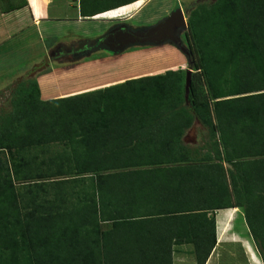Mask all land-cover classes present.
Returning <instances> with one entry per match:
<instances>
[{
    "label": "trees",
    "instance_id": "16d2710c",
    "mask_svg": "<svg viewBox=\"0 0 264 264\" xmlns=\"http://www.w3.org/2000/svg\"><path fill=\"white\" fill-rule=\"evenodd\" d=\"M141 2L79 0V11L115 17ZM188 31L190 68L210 90L199 104L191 81L188 109L185 71L171 69L47 100L33 79L18 94L0 117V264H172L181 243L206 264L214 213L234 207L264 263V0L200 3ZM187 110L210 128L214 157L171 148Z\"/></svg>",
    "mask_w": 264,
    "mask_h": 264
},
{
    "label": "rangeland",
    "instance_id": "374dc122",
    "mask_svg": "<svg viewBox=\"0 0 264 264\" xmlns=\"http://www.w3.org/2000/svg\"><path fill=\"white\" fill-rule=\"evenodd\" d=\"M201 1L202 3H211L216 0H200L199 3ZM178 2L184 3L183 6L190 10L198 4V0H142L140 5L135 7V9L140 6L143 7L138 10L137 14L133 15L130 27L137 28L141 25H145L152 28L159 23H157L159 17L161 18L163 15L172 11L173 6ZM135 9L120 16L128 13H135ZM57 12L59 11L54 9L52 14H56ZM64 12L65 13L61 15L62 18L55 20L51 19L50 22L40 25L43 44H40L41 41L38 43L36 40L32 42V47L29 50V54L31 55H29L28 62L18 65L17 68H13L8 75L0 77V117L11 113L14 100L24 88L28 87L27 85H29V82L33 79H36L38 82L41 96V91H44L45 88H47L48 91L56 90L63 94L71 91L82 92L115 81L145 75L163 74L170 69L178 72L185 71L183 73L185 74L186 83L187 71L192 70L190 78L191 81H194L197 89L196 95L194 96L196 97L195 100L199 104L201 101H209L210 90L206 75H204V73L200 75L199 70L190 68L191 63L190 59H188V55L169 41V43H166V41L161 40L160 42H154L156 45L150 46L148 44L136 45V47H131V49L124 51L125 53L118 52L117 54L115 53V49L111 50L98 45V49L92 50L87 56L78 60L76 63L69 62L66 64L64 61H56L52 55H49V50L51 48L57 47V45L61 46V43L70 46L73 43L77 44L87 39L98 41L97 38L100 37L99 35H102L104 30H107V20L112 18L95 17L90 20L87 19L76 22L69 18L71 14L74 15V8H68L64 10ZM163 18L164 17H162V20L165 19ZM155 22L156 24L151 26ZM149 29H147V32ZM31 30L32 28L27 30L28 35L31 33ZM35 32L36 29L34 30V33ZM145 34L141 37H146ZM191 37L189 31H187V42L184 45L185 47L191 48ZM147 42L149 43L151 41ZM10 45H12V43H10ZM43 45L45 52H43V49L40 50V47ZM12 51H14V54L17 53L16 49ZM55 51L53 54H55ZM12 56L13 59L16 58L15 55ZM14 70L17 71L15 72ZM12 71H14V73ZM194 72L196 73L194 74ZM190 87L187 93L184 90L187 94V96L186 94L184 96V104L187 109L190 106V97L193 98L191 96ZM187 112H190L186 120L188 122H174L173 125L169 126L173 129L169 130L168 133L170 132L176 139L172 142L173 144L171 143V148L176 149L178 145L182 144L187 151L193 152L196 157L202 155L214 157L215 154L213 152V140L211 138L212 133L210 128L202 121V118L197 115L195 110H187ZM1 122L2 120L0 119V124ZM178 136H181L182 141H179ZM33 152L38 153V157L42 158L45 156L43 153L44 151H41V149L33 150ZM6 156L8 163L11 165L12 160L8 157L7 153ZM214 214L215 219L216 215H219L220 224H225L227 226L221 228L220 237L219 235L218 237L216 236V247H214V249L216 248L215 259L218 260L220 264H240V262L244 260L243 256L246 255L243 249L244 247L253 264H264L260 245L252 236L245 220L244 208H226L218 210L217 213L215 211ZM223 215L225 216L224 218ZM230 215L229 224H227V219ZM103 227L105 229L109 228V223L108 225L107 223L104 224ZM234 232L236 237L244 240V243L242 240L240 241L239 239L235 240L232 238ZM243 232L250 235L254 247L250 244L249 239ZM226 240L237 242H229ZM218 242H220L219 245ZM43 257L46 256L43 255Z\"/></svg>",
    "mask_w": 264,
    "mask_h": 264
},
{
    "label": "crops",
    "instance_id": "0c3cea01",
    "mask_svg": "<svg viewBox=\"0 0 264 264\" xmlns=\"http://www.w3.org/2000/svg\"><path fill=\"white\" fill-rule=\"evenodd\" d=\"M35 3L38 6V8H40L39 12L36 10ZM71 7L75 9V13L74 15L71 14L69 18L75 20L76 22H81L87 19L90 20L91 18H95V16H92V17L81 16L80 11H79V0H35V2L33 0H26V4L19 8L10 10L8 12L0 11V77L4 75L5 76L8 75V73H11L10 71L13 68L16 69L18 65L26 64L29 60V57H30L29 55H31L29 54V50L32 47V42L36 40L38 43L39 41H41L40 44H43V41H42L43 39L41 38V33H40V25L50 22L51 19L55 20V19L62 18L61 15H63L66 12V11L64 12V10L71 8ZM141 7L143 6L136 8L134 10L135 13H128L123 16L112 17V18L113 19H117L120 17L133 18V15L137 14L138 10ZM54 9H57L59 12H57L56 14H52V11ZM65 17H68V16H65ZM112 18H109V20ZM30 28H32V30H31V33L28 35L27 30H29ZM35 29H36V32L34 33ZM10 43H12V45H10ZM14 49H16L17 51V53L15 54L13 53L14 51H12ZM42 49L44 50L43 52H45L44 45L40 47V50ZM12 55H15L16 57L14 58L15 60L13 59ZM14 71L12 72L14 73ZM38 80H39V77H38ZM124 81L125 80L115 81V82L107 83V84L101 85L100 87H95V88H104L106 86L123 83ZM75 93H78V91L76 92L71 91L66 94L70 95V94H75ZM66 94L60 93L56 90L48 91L47 88H45L44 91H41V98L44 100H47V99L62 97V96H65ZM178 164H182V163H173L169 165H178ZM157 166L158 165H147L144 167H157ZM161 166L164 167V166H167V164H163ZM147 208H151V206H148ZM144 210H146V208ZM218 210H222V209H218ZM218 210H216V213L218 212ZM217 215H216V236L218 237L219 235L220 237L221 228H225L227 226L225 224H220V218H219V215L218 216ZM224 217L225 216L223 215V218ZM230 217L231 215L227 219V224H229ZM243 231H244V228H243ZM233 234H234L232 235L233 239L235 240L239 239L240 241L242 240L241 238L235 236V232ZM243 234L249 239L250 244H252L253 246V243L250 239V235L249 234L247 235L245 232H243ZM150 241H153L152 238ZM226 241L237 242V241H230V240H226ZM226 241H223V242H226ZM242 241L244 243V240ZM219 243L220 242H218V245ZM243 249L246 255L243 256L244 260L241 261L240 264H253L250 256L248 255L244 247ZM213 252L214 254H213V257L211 258V255ZM213 252L210 254L206 264H220L218 260L215 259L216 258L215 257L216 248L213 250ZM172 264H198L195 253H194V245L192 243L173 244L172 245Z\"/></svg>",
    "mask_w": 264,
    "mask_h": 264
},
{
    "label": "flooded vegetation",
    "instance_id": "af4514ba",
    "mask_svg": "<svg viewBox=\"0 0 264 264\" xmlns=\"http://www.w3.org/2000/svg\"><path fill=\"white\" fill-rule=\"evenodd\" d=\"M199 1L200 0H198V4L202 3V1L200 3ZM183 4L184 3L182 2H178L176 5L173 6L172 11L162 16L166 18L171 14H175L176 10L181 9L185 18L184 23H182L181 20L179 19L178 14L175 15V20L172 23V25H170V29L168 30V32H166V36L164 37L163 41H166V43L172 42L175 46H178L183 52H185L188 55V59H190L191 48L184 46L187 42L188 15L190 13V9H187V7L183 6ZM162 17L161 18L159 17L158 19L159 21H157V23L162 21ZM131 21H132L131 17H120L117 19L107 20L108 22L107 30L106 31L104 30L103 34L99 35L100 37L97 38L98 41L96 40L91 41L87 39L86 41H80L77 44L73 43L70 46L61 43L60 44L61 46L57 45V47L51 48L49 50V55L50 56L52 55V57L56 61H64V63L67 64L69 62L70 63L78 62V60L87 56L88 53L91 52L92 50L98 49L97 48L98 45H101L111 50L115 49L116 54L118 52L127 51L128 49H131V47L132 48L136 47V45H144V44H148L149 46L156 45L154 44V42L152 43V41L148 43L145 40H141L145 38L141 36L147 32V29H149L150 26L141 25L137 28L130 27ZM155 24L156 22L153 23L151 26ZM54 51L55 54H53ZM191 62L192 61L190 60V63Z\"/></svg>",
    "mask_w": 264,
    "mask_h": 264
},
{
    "label": "water",
    "instance_id": "95a60500",
    "mask_svg": "<svg viewBox=\"0 0 264 264\" xmlns=\"http://www.w3.org/2000/svg\"><path fill=\"white\" fill-rule=\"evenodd\" d=\"M177 14H178L181 22L184 23V19H185L184 14L181 11V9H178V10H176L175 14H171L170 16L165 18L164 20L160 21L157 25L150 28L148 30V32L145 34L146 37L144 39H141V40L152 41V42H160L161 40H163L164 37L166 36L165 31L168 32V27L170 25H172V23L175 20V15H177ZM191 72H192V70L187 71V79H186V83H185V92L186 93L188 92L190 84H191V78H190ZM186 96H187V94H186ZM226 165L230 166L229 163H227Z\"/></svg>",
    "mask_w": 264,
    "mask_h": 264
},
{
    "label": "bare ground",
    "instance_id": "6f19581e",
    "mask_svg": "<svg viewBox=\"0 0 264 264\" xmlns=\"http://www.w3.org/2000/svg\"><path fill=\"white\" fill-rule=\"evenodd\" d=\"M170 29V26L168 27V30ZM167 31H165V33H166Z\"/></svg>",
    "mask_w": 264,
    "mask_h": 264
}]
</instances>
